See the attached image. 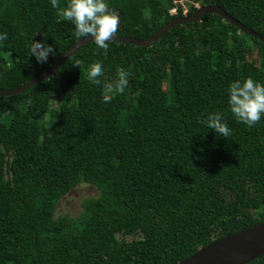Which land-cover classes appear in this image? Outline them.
Instances as JSON below:
<instances>
[{"label":"trees","instance_id":"1","mask_svg":"<svg viewBox=\"0 0 264 264\" xmlns=\"http://www.w3.org/2000/svg\"><path fill=\"white\" fill-rule=\"evenodd\" d=\"M218 5L264 36V0H189ZM115 35L147 38L182 15L172 0H106ZM66 6L67 0H59ZM0 88L48 69L77 39L50 0H0ZM52 45L40 63L33 41ZM83 61L81 67L75 66ZM101 61L111 81L131 73L105 102L87 79ZM264 84V42L218 14L171 27L150 46L82 44L51 76L0 95V264H177L210 242L264 221V116L252 127L228 105V88ZM60 92L51 135L41 121ZM223 115L231 135L200 121ZM98 189L75 215L56 214L73 187ZM245 264H264V254Z\"/></svg>","mask_w":264,"mask_h":264},{"label":"clouds","instance_id":"2","mask_svg":"<svg viewBox=\"0 0 264 264\" xmlns=\"http://www.w3.org/2000/svg\"><path fill=\"white\" fill-rule=\"evenodd\" d=\"M50 3L58 10L62 20L71 21L74 24L77 38L91 36L99 49L107 51L109 41L119 30L120 19L119 13L110 8L106 0H67L66 6L63 7L60 6L59 0H50ZM7 39L6 32L0 33V45ZM49 53L54 54L52 45H45L42 41L33 39L30 45V56H34L38 62L43 63L47 61ZM82 63L83 61L77 60L74 65L80 68ZM103 76L104 69L101 61H93L88 65L87 79L94 85L102 86L105 93L103 99L105 102H110L112 94L123 93L129 84L131 73L118 66L113 80H101L100 77ZM228 95L230 111L239 122L252 127L264 116V84L251 77L244 78L242 81L236 80L229 85ZM200 122L213 129L219 136L231 135V129L220 112H211Z\"/></svg>","mask_w":264,"mask_h":264},{"label":"water","instance_id":"3","mask_svg":"<svg viewBox=\"0 0 264 264\" xmlns=\"http://www.w3.org/2000/svg\"><path fill=\"white\" fill-rule=\"evenodd\" d=\"M206 13L218 14L224 20L229 21L239 29L264 42V36L231 16L218 5L217 1L211 5L198 6L190 15H178L154 31L147 38L141 39L133 36L126 37L115 35V37L112 38V41L130 43L136 46H150L171 27L185 22H194ZM93 39L94 38L91 36L77 39L70 48L58 55L55 62L48 69L17 87L11 89L0 88V95L22 93L41 79L53 75L58 70L64 59L74 53L82 44L91 42ZM263 254L264 221L251 227L224 235L199 248L192 255L177 264H245Z\"/></svg>","mask_w":264,"mask_h":264},{"label":"rangeland","instance_id":"4","mask_svg":"<svg viewBox=\"0 0 264 264\" xmlns=\"http://www.w3.org/2000/svg\"><path fill=\"white\" fill-rule=\"evenodd\" d=\"M61 93L58 92L50 103V112L41 121V134L51 135L54 128L56 107L60 103ZM98 189L88 183H79L64 195L56 205V214L75 215L80 211L84 198L96 196Z\"/></svg>","mask_w":264,"mask_h":264},{"label":"built area","instance_id":"5","mask_svg":"<svg viewBox=\"0 0 264 264\" xmlns=\"http://www.w3.org/2000/svg\"><path fill=\"white\" fill-rule=\"evenodd\" d=\"M188 2L191 3L189 0H172V6L169 10L170 14H176L178 11L177 5L180 4L182 6V14L186 15V11L188 9ZM194 6L197 7L198 3H194Z\"/></svg>","mask_w":264,"mask_h":264}]
</instances>
